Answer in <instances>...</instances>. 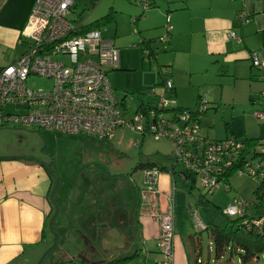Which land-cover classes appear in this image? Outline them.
I'll use <instances>...</instances> for the list:
<instances>
[{
    "label": "crops",
    "instance_id": "1",
    "mask_svg": "<svg viewBox=\"0 0 264 264\" xmlns=\"http://www.w3.org/2000/svg\"><path fill=\"white\" fill-rule=\"evenodd\" d=\"M137 2L140 3V0ZM33 3L34 0H0V68L17 59L24 51L25 46L19 43V39ZM133 8L137 20L141 14H136L137 7ZM150 8L149 15L140 19L143 30L132 31L133 37L138 40L134 45H141L142 56L137 59L138 66L148 64L152 74L151 79L139 89L162 86L167 76L172 80L177 106L188 109L197 106L200 90L206 92L210 89L212 99L209 102L206 97L207 105H214V111H218L219 106L228 105L232 112L229 121L224 122L223 132L211 130L214 135H220L219 139L233 136L236 139L241 137V140L264 137V120L256 117L258 120L249 119L243 112L258 109L259 95L264 91V75L251 67L249 60L251 51H259L264 58V0H153ZM113 10L110 9V12ZM240 12L245 14L244 20L238 17ZM166 15L172 28L167 42L159 44L157 39L165 34ZM153 28L156 29L151 30ZM231 30L239 35L240 41L228 36ZM111 39L114 43V38ZM158 46H162L165 53L157 54ZM145 47L151 48V56L144 54ZM145 57L147 63L143 61ZM208 63L215 64L220 73L230 76L231 95L225 96L223 86L217 91V87H209L204 82L197 86L193 84V78H199ZM127 65L120 55L114 70H131ZM188 88L195 93L194 98L184 97V89ZM124 93H128L127 90ZM149 96L152 97L150 104H153L156 97ZM137 100L139 105L140 101L149 103ZM208 108L200 120L207 127L210 121ZM239 115L244 120V128H239ZM71 136L79 138L87 135ZM129 147H132L130 142ZM55 159L56 156L49 153L45 158L0 153V264H35L45 252L49 238L45 225H48L54 212L49 196L55 177L58 183L53 201L57 213L53 221L60 214V208L63 215L75 211L77 216L67 226L77 230L78 240L84 246L81 259L71 260L70 264H81L80 261L106 264L133 254H144L149 260L154 258V262L160 259L157 248L159 223L151 214L165 209L169 197L175 200V174L160 172L156 197L145 195L142 199L140 189L136 196H131L120 179L87 160H83L80 167L75 165L77 171L73 175H79L83 179L80 181L79 178L67 177L63 162H57L55 167ZM49 161L53 166L52 172L47 168ZM86 171H89L88 174ZM177 174L181 179L188 180V173L179 170ZM198 199L201 204L202 199ZM188 207L191 208V204ZM177 223L174 208L173 264H195V238L187 231L189 225H182L184 235L179 230L177 232ZM191 228L195 230L197 226L191 225Z\"/></svg>",
    "mask_w": 264,
    "mask_h": 264
},
{
    "label": "built area",
    "instance_id": "2",
    "mask_svg": "<svg viewBox=\"0 0 264 264\" xmlns=\"http://www.w3.org/2000/svg\"><path fill=\"white\" fill-rule=\"evenodd\" d=\"M151 2L140 0L143 12ZM73 4L74 0H34L19 39L24 51L0 68V128L32 126L106 142H111L118 130L127 128L142 137L167 140L177 170L193 176L208 193L218 188L231 190L229 177L234 174L264 182V138L250 146L233 136L212 139L202 135L200 120L207 108L206 97L200 96L194 109L178 107L172 80L167 76L162 81V93L156 94L153 88L147 91L156 97L153 104L142 102L130 117H125L126 107L122 108L121 99L115 97L107 75L118 65V49L113 39L104 37L100 30L85 29L84 23L70 20ZM238 17L244 20L245 14L240 12ZM164 28L165 34L157 39L159 44L167 42L172 28L167 15ZM228 36L241 40L233 30ZM151 51L150 47L143 49L148 56ZM249 60L251 67L264 75L260 52L251 51ZM34 75L50 79V87H29L27 79ZM259 99L260 106L252 114L264 120V91ZM130 144L139 147L140 141L131 140ZM160 172L157 167L143 169L142 199L145 195L156 197ZM251 205L255 204L234 198L221 212L240 219L246 231L264 239V213H253ZM151 216H156L159 223L157 248L163 256L161 264H173V197L168 198L165 209ZM195 225L206 228L198 220Z\"/></svg>",
    "mask_w": 264,
    "mask_h": 264
},
{
    "label": "rangeland",
    "instance_id": "3",
    "mask_svg": "<svg viewBox=\"0 0 264 264\" xmlns=\"http://www.w3.org/2000/svg\"><path fill=\"white\" fill-rule=\"evenodd\" d=\"M134 6L137 7L136 12L138 13L136 14H141V17L137 20L134 16ZM110 9H114V12H110ZM151 9L143 12L141 4L137 0H75V6L68 15V18L73 20V22H82L86 25L100 21L108 15L107 20L97 26L96 29L100 30L103 36L114 38V45L118 49L119 58L122 55L123 59L129 64L127 66L131 68V70L109 69L107 74L115 97L118 100L121 99L122 108L124 106L126 107L123 111L125 117H130L137 110L139 105L137 99L149 103L152 101V97L147 94L150 88H153L156 94L163 92V86L161 85L139 89L142 84L151 79L152 74L148 68V64H145L144 67L138 66L137 59L142 56L141 45H134L138 40L133 37L132 31L133 29L143 30L140 19L143 16L149 15ZM154 29L156 28L151 30ZM156 53L162 54L165 53V50H162V46H158ZM147 60L145 57L143 61L147 63ZM206 68V70L202 71L199 78H193V84L197 86L204 82L209 87H217V91L223 86L225 96L231 95L233 88L230 86V76L225 72L224 74L220 73L218 66L213 63H208ZM27 85L34 89H47L51 85V80L34 75L27 79ZM132 88L137 90L133 91ZM124 90H127L128 93H124ZM194 94L189 88L184 89L185 98H194ZM200 94V96L208 97V101L212 99L210 89L208 91L206 90V92L205 90H200ZM207 106L210 107L207 110L210 113V121L208 127L203 125V121H201V132L208 138L214 137L219 139L220 135H214L213 131L218 130L223 132L224 122L229 121L232 116L231 108L228 105L219 106L218 111H214V105L208 103ZM6 109L14 111L13 107H6ZM243 112L248 115L249 119L258 120L253 116L252 111L248 112L246 109ZM240 113L242 114V112ZM237 118L239 128H244L245 124L242 116L239 115ZM203 119L205 120L206 118ZM212 129L213 131H211ZM80 137L59 135L45 130H38L32 126H8L0 128V153L2 155H34L43 158L47 157L48 153L52 154V156L54 154L56 156L54 166L57 167V162H63L66 165L67 177H73L75 179L79 178V175L77 177L76 173L73 175V172L77 171L76 166L80 167L81 162L87 160L88 163H92L91 165L100 166L120 179L126 187L125 189H127L128 194L133 197L137 195V190L143 187V169L137 168L139 161L143 160L142 158L149 154L171 153V145L167 140L162 138L155 139L150 135L142 137L127 128L118 130L115 138L111 142L97 140L87 136ZM130 139H134L136 142L140 141V146L129 147ZM237 139L241 140L242 138ZM85 150L86 152H84ZM88 156H90L89 159ZM50 166V169L53 170V166L51 164ZM88 172L86 171V174ZM175 179L174 208L178 217L177 225H179L177 232L179 230V233L184 235L185 232L182 225H189L188 230L187 228L185 230L195 238L194 242L198 246L197 255L200 259L199 263L241 264L235 248L232 252L226 248L222 256L216 258L210 226H224L225 215L220 211L232 203L234 198H240L249 204L259 205L261 198L257 195L256 190L260 185V181L245 174H234L229 177V182L232 186L231 190L225 191L222 188H218L208 193L201 188L197 180L194 182L191 180H183L177 173L175 174ZM79 180L83 181L81 178ZM199 197L203 198L204 204L198 203ZM189 204H191V208L188 207ZM59 210L60 214L52 223V230L50 231L48 228V245L44 251L47 249L50 250L41 264H59L69 259L80 260L83 255L84 246L83 242L81 243L78 240L79 233L77 230L71 228L72 226H70L71 229L67 226L68 222H73L77 216L75 211H69L67 215H63L61 208ZM193 211L195 212L193 213ZM230 219L233 218L230 217ZM197 220L203 223L204 226L208 225L209 227L193 230L191 225H195ZM53 234L56 236L55 244ZM159 255L160 259L156 260V262H154V258L149 260L144 254L137 255L132 259L131 264H161L163 256L161 253ZM191 262L193 263V261ZM256 264H264V257H260Z\"/></svg>",
    "mask_w": 264,
    "mask_h": 264
},
{
    "label": "trees",
    "instance_id": "4",
    "mask_svg": "<svg viewBox=\"0 0 264 264\" xmlns=\"http://www.w3.org/2000/svg\"><path fill=\"white\" fill-rule=\"evenodd\" d=\"M152 4L153 2H151L150 7ZM107 16H105L100 21H95L94 23L85 25V29H91L94 27L96 28L101 23H104L107 20ZM258 139H244L243 141L247 145L254 146ZM142 159L143 160L139 161V163L137 164V168L145 169L150 167H157L161 172H168L171 175L178 173L177 165L174 163V160L170 154L153 153L144 156ZM186 177L192 182L195 181L194 177L190 176L189 174H187ZM256 193L261 198V202L259 205H251V208L253 210V213H264V182L260 183L259 187L256 190ZM200 198L202 199L201 204H204L205 202L203 198ZM207 227L209 226L207 225L206 228ZM45 229L48 230V225H45ZM210 230L216 258L221 257L223 251L226 248L230 249V252H232L234 248L237 250L241 264H256L260 257H264V239H262L256 233L246 231L244 227L240 225V219H230L229 217L225 216L224 226L211 225ZM197 249L198 246L196 244L195 264H200L197 261ZM134 257L135 254L110 260L106 264H131V261ZM72 262L73 261L69 260L61 262L59 264H70ZM80 263L90 264L84 263L83 261H80Z\"/></svg>",
    "mask_w": 264,
    "mask_h": 264
},
{
    "label": "water",
    "instance_id": "5",
    "mask_svg": "<svg viewBox=\"0 0 264 264\" xmlns=\"http://www.w3.org/2000/svg\"><path fill=\"white\" fill-rule=\"evenodd\" d=\"M141 103H142V101H140V104H141ZM47 168L52 172V170L50 169V164H49V163L47 164ZM57 183H58V179H57V177H55V183H54V185H53V187H52V189H51L50 196H49V197H50V201H52L53 204H54V212H53V214L51 215V217H50V219H49V222H48V228H49L50 231L52 230L53 219H54V217H55V215H56V213H57V206H56V204H55L54 201H53V196H54V192H55V190H56ZM53 235H54L53 240H54V244H55L56 236H55V234H53ZM49 250H50V249L45 250V252H44V253L41 255V257L37 260L36 264H41V263H42L44 257H45L46 254L49 252Z\"/></svg>",
    "mask_w": 264,
    "mask_h": 264
}]
</instances>
